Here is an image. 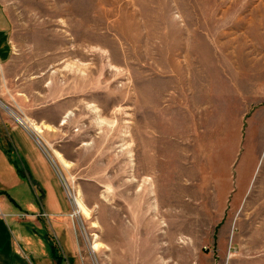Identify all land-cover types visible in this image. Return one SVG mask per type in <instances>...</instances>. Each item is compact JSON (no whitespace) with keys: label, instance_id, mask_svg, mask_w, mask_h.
Instances as JSON below:
<instances>
[{"label":"rangeland","instance_id":"1","mask_svg":"<svg viewBox=\"0 0 264 264\" xmlns=\"http://www.w3.org/2000/svg\"><path fill=\"white\" fill-rule=\"evenodd\" d=\"M0 58V123L66 204L48 216L27 177L0 176L5 264H264V0H0Z\"/></svg>","mask_w":264,"mask_h":264},{"label":"crops","instance_id":"2","mask_svg":"<svg viewBox=\"0 0 264 264\" xmlns=\"http://www.w3.org/2000/svg\"><path fill=\"white\" fill-rule=\"evenodd\" d=\"M245 111L246 108L243 110V112H240V119L242 118L241 116ZM254 116H258L255 124H257L258 127L263 130V132L260 131V134H262L263 138L257 139V134L256 132L254 133L255 130L253 129L249 131L248 138L252 141L256 139L254 144H264V100L251 110L250 117ZM247 149L248 153L250 154L252 146L249 145ZM257 151L258 148L252 150L253 153H256ZM253 158L255 157L251 156L252 161ZM256 167L257 165L253 162L247 165V160H245L243 166L241 165L239 172L243 182L241 193L247 192L250 188L255 186V181L254 184H252V182L257 170ZM258 174L259 172L256 175V179ZM13 175H22L21 178H19L20 180L22 179V184L25 183L24 180L27 177L29 185L31 184L32 187H35V189L40 192L42 207L48 216L60 215L65 212L66 204L61 194L59 183L55 179V176L53 175L49 165L40 155L39 151L36 149L31 139L27 136L26 132L22 128H18L17 126H14L10 123L7 125L0 123V176ZM16 182V185H19V181ZM256 187L257 189L264 190V174ZM0 193H4L6 196H8L5 190H2ZM14 203L17 205V207H24L27 210L34 211L36 209L34 206L35 199L32 201L28 200V202L23 203L24 205L20 204V206L16 200H14ZM36 203H39L38 205H40L38 198L36 199ZM28 222L29 221L25 220L20 224H26ZM16 223L18 224L19 222L16 220ZM29 223L37 228L36 223L33 221H30ZM17 239L20 241L24 240L26 242V247H30L32 245L27 243L29 240L27 241L28 238H26V236L23 234L19 233ZM16 252L19 254V250H16ZM0 264H5L3 260V253H1V251Z\"/></svg>","mask_w":264,"mask_h":264},{"label":"bare ground","instance_id":"3","mask_svg":"<svg viewBox=\"0 0 264 264\" xmlns=\"http://www.w3.org/2000/svg\"><path fill=\"white\" fill-rule=\"evenodd\" d=\"M7 111L11 112L8 109H7ZM9 114L14 118L15 121H17L20 124L21 123L24 124L26 130H29L32 133V135L38 136L40 134L42 128L39 127L38 125L33 124V122H30L28 119H26V120L21 119L20 117H18L17 115H15V113H12L11 112ZM63 122H64V119L61 120V123H63ZM54 158H55V161L58 162L64 168L65 167H68V164L63 160V158L60 156V154L54 153ZM67 189H68L67 195H68V197L70 199V202H71V205H72V208H73L72 216H74L76 218L79 215L88 216V213L89 212H88L87 208L84 206V204L82 203V201L80 200L79 195L72 194L71 191H70V189L68 187H67ZM81 225L82 224L80 223V229L82 230ZM171 235L172 234H167L166 235V240L169 243V246L167 245V247H166L168 249H174V244L172 243V236ZM98 248H99V244H97V243L96 244H92L89 247V251L92 253V252L96 251Z\"/></svg>","mask_w":264,"mask_h":264},{"label":"trees","instance_id":"4","mask_svg":"<svg viewBox=\"0 0 264 264\" xmlns=\"http://www.w3.org/2000/svg\"><path fill=\"white\" fill-rule=\"evenodd\" d=\"M9 197V196H8ZM11 202H13V200L11 198H9Z\"/></svg>","mask_w":264,"mask_h":264}]
</instances>
